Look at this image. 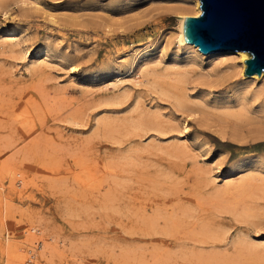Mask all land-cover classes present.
I'll return each mask as SVG.
<instances>
[{"label": "rangeland", "instance_id": "1", "mask_svg": "<svg viewBox=\"0 0 264 264\" xmlns=\"http://www.w3.org/2000/svg\"><path fill=\"white\" fill-rule=\"evenodd\" d=\"M192 6L191 0H0V36L16 27L24 40L0 47V163L9 159L15 179L27 182L21 194L1 175L0 191L18 221L11 239L32 263L242 264L249 251L234 241L264 239L263 218L254 224L213 202L225 177L238 170L264 174V137L232 142L187 115L193 106L214 120L215 106L222 114L228 96L236 99L246 84L233 66L209 63L205 54L201 64L187 58L175 30ZM150 43V51L163 54L156 73L106 86L134 48ZM45 50L49 65L29 71ZM167 70L164 81L158 78ZM32 94L42 102L38 109L28 103ZM143 114L155 122L134 129ZM257 196L264 206V191ZM149 218H158L163 231L149 228ZM204 222L229 227L226 249L205 238ZM42 238L44 252L36 245ZM183 245L211 255H157ZM4 256L0 245V264Z\"/></svg>", "mask_w": 264, "mask_h": 264}, {"label": "bare ground", "instance_id": "2", "mask_svg": "<svg viewBox=\"0 0 264 264\" xmlns=\"http://www.w3.org/2000/svg\"><path fill=\"white\" fill-rule=\"evenodd\" d=\"M191 1L194 6L193 12L180 13L178 17L179 24L175 30L177 32L176 36L179 37L180 42H182L185 46L187 58H189L190 62H196L198 64H201V62L205 59L204 57V54H205L209 56V61H210L209 63L219 62V63H224L226 65L228 64L227 66H233L234 68L237 69V72H239L240 74L244 76L245 78L244 80L246 84L239 89L240 90L239 96L236 99H231L230 98L231 96H228L226 100L227 107L222 112V114L215 111L217 109V107L215 106V109L212 112L215 116L214 120H212L211 119L212 117L207 116L206 114H202L201 116V114L198 113L197 108H194L193 106H189L191 108V111H189L187 115L192 116V117L194 116V117H197L198 119L203 120L206 126L212 127L213 130L215 129L220 134V136H222L223 139H227L226 137H231L232 142L233 141L240 142V141H245L248 138H252L255 140L253 142L258 143V139H260L261 137H264V70H262L259 73L258 72H252V73L244 72V67L246 65L244 58L249 56V52L247 50L236 49V48L230 47V48L216 49V50L205 52L201 50L198 44H196L195 42L186 40L183 35V30H182L184 14L192 13V14L197 15L202 11L200 0H191ZM22 41L24 40L22 36L20 35L19 29L14 27L12 31L7 32L6 34H2L0 36V47L6 46L9 43L20 44L22 43ZM153 47H155V45H153V43H150L140 48H134L132 52L133 53L132 58L126 62L127 64H126L125 69L118 70L117 73L115 74V77H113V79L110 80V82H108L106 86L108 87L113 86L115 88H119L126 81H130V80L132 81L133 79L148 80V76L156 73V68L158 67V65H161L164 60L163 54L161 52L157 53L156 51H153V52L150 51L151 48ZM28 50H29V47H26L27 52ZM44 52H45V56L40 55L36 58H32L31 60L32 66H27L29 71L31 72L33 70L43 71L45 70L46 66L49 65V61H50L48 59L49 53L47 52V50H45ZM151 65H155V66L153 67ZM170 73L171 71L167 70L164 73L157 74V76L158 78L163 80L160 76L164 74H170ZM180 77L177 78L178 81L181 80ZM187 94L188 93L185 90L182 91V95H184L186 98H187ZM260 95L263 96L262 102L258 101V98ZM186 100L188 103L196 102V101L194 102L193 100H189L188 98ZM28 103L31 104L35 108L37 107V109L39 108L40 105H42V102L37 99L35 94H32V96L28 100ZM181 103L184 104V102H181ZM35 108L33 109L35 110ZM25 111H29V110L26 108ZM71 116H72V120L75 121L74 122L75 124L76 122L77 123L81 122L79 118L81 117L80 115L74 113V114H71ZM144 116L145 114L141 116L140 120L135 121L133 123L134 129H141L144 126L151 125L155 122L154 119H148L147 117H144ZM21 121H23V124L28 123V120L24 118ZM223 121H225V123ZM227 121L233 123V126L231 128H229V125L226 123ZM110 124L111 122L105 123V127L112 128ZM187 125L188 124H186V126ZM245 128H247L248 131H246ZM188 145H189L188 142H185L183 143L182 146H188ZM129 160L130 159L128 157H125L123 159L124 162L129 161ZM260 164H261L260 167H264V160L260 161ZM10 165L11 164H10L9 159L6 161L4 160V162L0 163V177L1 175L2 177L4 175L10 176L11 186L15 189L16 192L21 193V190H22L21 186L22 184H25L26 181L24 180L25 182H23L22 178H21V181H20V178L15 179V176L13 175ZM46 167L50 169L49 164ZM86 171H87V168H86ZM88 176H91V175H88ZM89 178H92V177H89ZM88 181L89 180H87V182ZM224 185L225 186L222 189H220L215 195L216 200L213 201L212 199V201L221 210L224 211V208L227 210H230L234 215H236V217H240L243 220H247V219L252 220L254 224H256L258 221L261 222L260 220H262V218L264 219V206H261L262 204L260 201H258L259 197L257 196L259 190L264 191V174L263 173L262 174H252V173L243 174L241 173V171L238 170L235 177L233 178L225 177L224 178ZM0 186H2L1 182H0ZM3 187L5 186L3 185ZM7 196L8 194L5 195L4 193H2V191H0V236H1V228L4 229L3 239H2V236L0 237V245L5 255L3 264H34L32 263L31 259L27 258L25 255L22 254L21 252L22 247L16 246L17 244H15L12 241L13 239H11V233L13 231L15 232L13 223H15V221L16 222L18 221L16 220V215L13 212L12 203L9 201ZM263 199H264V196H263ZM148 220L149 221L147 223H148L149 228L153 229L155 232L156 231L158 232L159 230H161L158 227L159 225L158 218H149ZM171 228L173 227L171 226ZM202 229H203L202 233L205 234V238L206 239L208 238L210 241L206 239L192 238L194 241H209L210 243H214L215 242L214 240H218L220 242H224L225 249L227 248L229 244V241L227 240L228 231H229L228 226L220 225L218 228H215V227L213 228V227H210L207 222H204ZM13 236L15 237V239L18 238L16 234H13ZM178 237H181L177 239L178 241L180 240L182 244L186 243L185 245H187V243L189 242L187 237L182 238V236H179V235ZM248 240L249 241L247 240L246 241H243V240L234 241L235 248H238V250L243 249L244 251L246 250L249 251L247 257L244 259V262L242 264H264V252L262 254H258L256 253L257 251L255 249L257 247L264 248V239L259 240L258 243L251 241L250 239ZM36 245L37 247H40L41 250L44 252L45 249L48 247L47 239L42 238L38 240ZM185 245L181 246L182 247L181 252H180V248H179V251L178 250L175 252L171 251V253H169L170 256L168 253L158 254L161 252H158L157 255H159L158 257H161L162 255L165 256L167 254V256L165 257H168V258L169 257L177 258V256L178 255L180 256V254L184 256V255H188L191 253H196L198 257L199 256L200 257H203V256L210 257L211 255L209 253L206 254V253L197 251L196 249H193V248L191 249V247L184 248ZM262 248L260 249L262 250ZM217 256H223L222 259H224V257L229 258L231 255H228L227 253H217ZM158 257L156 258L158 259Z\"/></svg>", "mask_w": 264, "mask_h": 264}, {"label": "water", "instance_id": "3", "mask_svg": "<svg viewBox=\"0 0 264 264\" xmlns=\"http://www.w3.org/2000/svg\"><path fill=\"white\" fill-rule=\"evenodd\" d=\"M200 5L199 14H184L185 39L205 52L247 50L244 72L264 70V0H200Z\"/></svg>", "mask_w": 264, "mask_h": 264}]
</instances>
